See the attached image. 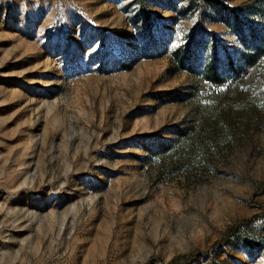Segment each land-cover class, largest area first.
Masks as SVG:
<instances>
[{
	"label": "rangeland",
	"instance_id": "374dc122",
	"mask_svg": "<svg viewBox=\"0 0 264 264\" xmlns=\"http://www.w3.org/2000/svg\"><path fill=\"white\" fill-rule=\"evenodd\" d=\"M213 15L0 0V264H264V58L215 87L177 60L195 39L207 60L239 47ZM192 127L222 131L219 153L161 174L148 147Z\"/></svg>",
	"mask_w": 264,
	"mask_h": 264
},
{
	"label": "trees",
	"instance_id": "16d2710c",
	"mask_svg": "<svg viewBox=\"0 0 264 264\" xmlns=\"http://www.w3.org/2000/svg\"><path fill=\"white\" fill-rule=\"evenodd\" d=\"M204 1L215 10L213 19L222 21L234 31L239 47L233 53L225 51L224 62L213 58L207 60L210 37L201 41L195 39L193 50L186 49V45L176 50L179 65L207 81L211 87L241 80L248 69L256 67L264 58V0H260L258 5L238 7L225 5L221 0ZM194 52H199L204 58ZM210 129L192 127L187 131L180 128L176 131L178 147H172L170 139H161L148 147L150 158L157 163L161 174H173L178 170L188 172L200 165L208 166L211 154L219 153L220 142L224 138L219 129ZM249 243L254 245V242ZM178 262L179 258L172 261L173 264Z\"/></svg>",
	"mask_w": 264,
	"mask_h": 264
}]
</instances>
